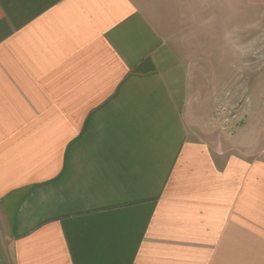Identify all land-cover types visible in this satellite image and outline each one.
<instances>
[{
  "label": "crops",
  "instance_id": "0c3cea01",
  "mask_svg": "<svg viewBox=\"0 0 264 264\" xmlns=\"http://www.w3.org/2000/svg\"><path fill=\"white\" fill-rule=\"evenodd\" d=\"M155 10L0 0V264H264V154L190 137Z\"/></svg>",
  "mask_w": 264,
  "mask_h": 264
},
{
  "label": "rangeland",
  "instance_id": "374dc122",
  "mask_svg": "<svg viewBox=\"0 0 264 264\" xmlns=\"http://www.w3.org/2000/svg\"><path fill=\"white\" fill-rule=\"evenodd\" d=\"M143 1L186 68L190 137L226 154L262 156L264 0Z\"/></svg>",
  "mask_w": 264,
  "mask_h": 264
}]
</instances>
